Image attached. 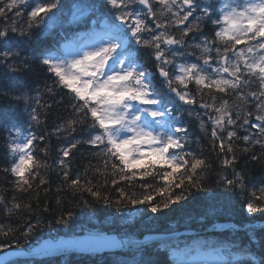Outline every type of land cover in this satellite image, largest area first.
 I'll use <instances>...</instances> for the list:
<instances>
[{
	"label": "snow or ice",
	"instance_id": "obj_1",
	"mask_svg": "<svg viewBox=\"0 0 264 264\" xmlns=\"http://www.w3.org/2000/svg\"><path fill=\"white\" fill-rule=\"evenodd\" d=\"M81 7L69 5L77 11ZM86 7L92 12L87 38L71 48L59 41L41 47L40 38L62 14L64 0H0V68L8 84L0 86V96L15 102L14 111H0L5 134L0 175L12 192L11 207L0 195L4 211L31 213V200L25 203L22 197L35 192L39 203L43 191L47 198L53 183L50 173L56 172L60 206L61 194L70 192L80 197L77 207L100 202L143 205L160 214L194 193L213 191L206 182L218 163L214 186L223 191L213 192V197L227 201L239 191L249 219L264 215V179L249 187L244 171H237L238 153L250 154L264 169V0H93ZM72 19L79 16L74 12ZM37 69L51 80L43 88L35 79ZM230 97L237 98L235 105ZM53 105H62L67 118L44 131ZM249 106H254V120ZM186 114L199 122L205 136L210 126L209 156L203 149L190 150L191 122ZM53 136L63 140L55 157L50 155ZM195 143L199 146L200 139ZM81 149V155L103 161V173L91 162L83 173H73L72 158ZM90 172L102 174L103 183L94 184ZM146 177L156 183H147ZM160 181L162 187L157 186ZM137 187L144 194L133 190ZM157 198L165 202L158 204ZM34 221L25 220L18 227L0 225V236L19 232L25 239V244L15 240L19 253L13 255H23L27 241L45 226L40 214ZM72 221L73 212L61 210L55 223L68 227ZM47 227L52 230L51 220ZM257 232L248 226L241 255L227 249L214 264H264V229ZM7 246L0 243V249ZM43 246L143 251L140 241L99 231L51 238ZM39 248L32 252L39 254ZM0 264H8V258H0Z\"/></svg>",
	"mask_w": 264,
	"mask_h": 264
},
{
	"label": "trees",
	"instance_id": "obj_2",
	"mask_svg": "<svg viewBox=\"0 0 264 264\" xmlns=\"http://www.w3.org/2000/svg\"><path fill=\"white\" fill-rule=\"evenodd\" d=\"M72 0H64L65 8L61 13L56 16H64V13L68 10ZM30 10V9H29ZM24 20H27L25 15ZM65 22V21H63ZM63 22L59 23V28L48 31L45 35L41 36V47H47L49 45H55L59 41L62 45H70L77 42V34L83 33L84 35H89V29L86 27L88 22L83 26H63ZM81 22H79L80 24ZM98 24H96V27ZM79 27L82 29L76 30ZM61 29L62 33L58 32ZM75 30L74 32H71ZM98 31V30H97ZM35 36V32L33 33ZM146 53L141 54L143 59ZM38 83L40 87L43 88L44 82L47 81L51 83V80L47 75L40 72L39 69L35 70ZM4 69L0 68V86L7 87V81L3 76ZM18 79H22L18 77ZM192 91L195 93L196 86L191 85ZM255 90V89H252ZM67 91V90H65ZM58 99V97H56ZM46 99H51L47 98ZM205 100L210 101V97L205 95ZM229 103L235 105L237 103L236 97H230ZM15 110V102L10 98L5 96H0V111L12 112ZM249 110L253 111L254 120L255 109L254 106H249ZM67 118V113L64 111L62 105H53L49 110V115L47 118V125L44 126V131H51L54 126H58L60 122ZM190 123V139L192 143L190 145V150H195L199 152L203 149L204 156H209V139L211 128H208V135L205 136L199 126L198 121L194 117H187ZM243 133H241L242 135ZM4 131L0 128V160L3 157V144H4ZM78 133H74L73 136L78 138ZM200 139V144L197 146L195 141ZM63 140H58L55 136L51 138V146L53 151L50 153L51 156L55 157L57 155L56 149H58ZM241 147L243 145L241 144ZM257 151L259 147L257 146ZM85 152V149H81L76 152L75 156L72 158V169L75 174L76 171L83 173L89 162L93 166H98L100 168V173H103L104 169L102 167L103 161H97L95 158L88 157L87 154L81 155ZM239 159L237 160V171L243 170L246 178L249 182L248 186L259 185V181L264 179V169L261 166L251 161L250 154L238 153ZM212 160L215 161V156H211ZM220 171L218 163H214L213 171L209 174L206 182V187L212 188L213 191L194 193L193 196L186 202H180L177 205L171 206L170 209H164L162 213L156 214L151 213L150 209H145L143 205H128V206H108L103 202L96 203L94 207H77L75 206L76 201L80 199L79 196L73 198L70 192L62 193L64 203L62 206L57 204V186L60 184V174L56 172L50 173L53 179L51 184L50 195L45 198L43 191L40 192L39 200L37 203L34 199L36 193L33 192L28 196L22 197V200L27 203L29 200L32 202L31 213L27 211L22 213H7L4 211L3 206H0V225H5L6 227H18L21 226L25 220L32 219L34 221V216L40 214L45 219V226L38 230L36 234L27 241V245L34 243L37 239L42 236L49 235V229L47 227V221H52V230L54 234H70L76 232L84 231H99V232H109L113 231L118 235L126 236L130 239L139 238L145 232H160V231H170L173 229H183L192 228L196 230L194 234L188 235L183 234L178 237L170 238L163 242H157L143 247L142 252L130 251L127 253L116 252L115 254L122 257L130 258L127 262L119 261L116 263L111 259L109 253H103L100 255H82V254H69L62 255L55 258L34 260L30 264H135L136 261H150L152 264H189L193 258H198L199 255L204 253H209L211 256L216 257L218 260L223 258L224 251L231 249L236 255H241V246L243 243L247 242L246 228L242 227L245 224L257 222L264 219V215L257 214L254 219H249L242 211L241 205L244 200L241 197V193L237 191L234 197L230 200H224L221 198H214L213 192H222V188H216L214 182L217 179V173ZM229 173L231 169L228 170ZM9 179H11L9 177ZM89 179L95 184L98 181L103 183L104 176L102 174L89 173ZM149 184H154L150 177L144 178ZM178 179V178H177ZM109 179V184H110ZM159 187L163 186V182L160 181L157 185ZM123 187V185H121ZM8 189L7 191H5ZM138 195L144 194L142 190L137 187L133 189ZM107 191V189H105ZM113 198H115L116 193L113 190ZM0 195H3L6 201H9L8 207H11V197L12 192L10 190V185L5 182V177L0 175ZM165 197L167 193L164 194ZM85 199L91 201V197L87 193L84 194ZM164 199L157 198L156 203H164ZM47 207L48 211L44 212L43 209ZM71 210L73 212V221L70 226L65 227L63 224L55 223L56 217L59 215L60 211ZM148 211V215L144 214V211ZM216 221H233L238 225V227H227L222 230H211L208 227ZM257 229V228H256ZM264 228H258L257 235L260 234L259 230ZM132 234V235H131ZM19 238L21 244H25V239L21 237L20 233L17 232L15 236L3 237L0 236V243H4L9 246L15 245V240ZM259 245L257 244V248ZM6 248V247H5ZM1 250V249H0ZM29 264V263H28Z\"/></svg>",
	"mask_w": 264,
	"mask_h": 264
},
{
	"label": "water",
	"instance_id": "obj_3",
	"mask_svg": "<svg viewBox=\"0 0 264 264\" xmlns=\"http://www.w3.org/2000/svg\"><path fill=\"white\" fill-rule=\"evenodd\" d=\"M250 225L255 226V227H264V220L259 221L257 224H250ZM250 225H248V226H250ZM228 226H236V224H234L231 221L215 222L209 228L222 229V228H226ZM182 232H191V230H183ZM85 234H87V233H85ZM80 235H84V234H80ZM80 235H75V236H80ZM105 235L117 237V235L115 233H106ZM168 236H169V233H146L145 235L142 236V238L139 241L142 242V244H147V243H150L152 241L160 240V239H163V238L168 237ZM72 237L73 236H62V235H60L55 240L69 239ZM50 239L51 238H49V237L43 238L40 242L36 243L33 247H31L30 251L25 250L23 255H21V254L13 255L12 254V253H19V250L16 247L7 249L6 251L0 252V258L7 257L8 261H9L11 259L18 258V257L25 258V259H30V258L32 259V258L54 256V255H59L62 253H68V252L100 253L102 251H107V250L122 249V248L102 249L100 251H92V252H84V251H80V250L74 249V248L56 250L53 247L43 246L44 242L47 240H50ZM39 247H41V248H39ZM35 248H39V249H37V252L39 254H34L32 252V249H35Z\"/></svg>",
	"mask_w": 264,
	"mask_h": 264
},
{
	"label": "rangeland",
	"instance_id": "obj_4",
	"mask_svg": "<svg viewBox=\"0 0 264 264\" xmlns=\"http://www.w3.org/2000/svg\"><path fill=\"white\" fill-rule=\"evenodd\" d=\"M78 5L82 6L80 11H77L76 9L71 8L70 11H69V19H68V21L74 22V21L81 20L80 18H82V16L84 14H88L89 13L90 10L88 9V7H86L87 5H89L87 1H82V3H80ZM74 12L76 13L77 16H79V19H76V20L72 19ZM58 23H59L58 19L53 18L52 21L50 22L48 30H50V29L54 28L55 26H57ZM71 47H72V45L69 46V48H71ZM49 235L54 236L55 234L50 231ZM215 261L216 260H214L213 257H209V258H205V259L199 260L198 263L199 264H214ZM193 263L194 264L197 263V260L193 261ZM23 264H28V263H23Z\"/></svg>",
	"mask_w": 264,
	"mask_h": 264
},
{
	"label": "bare ground",
	"instance_id": "obj_5",
	"mask_svg": "<svg viewBox=\"0 0 264 264\" xmlns=\"http://www.w3.org/2000/svg\"><path fill=\"white\" fill-rule=\"evenodd\" d=\"M91 18H92V17H91ZM91 20H92V19H91ZM81 29H82V27H79V28L76 29V30H79V31H80ZM74 31H75V30H72V31H70V33H71V32H74ZM60 235H62V236H66V234H59V236H60ZM131 235H132V234H131ZM130 249H131V248H125V249H123V252H124V253L130 252V251H131Z\"/></svg>",
	"mask_w": 264,
	"mask_h": 264
}]
</instances>
